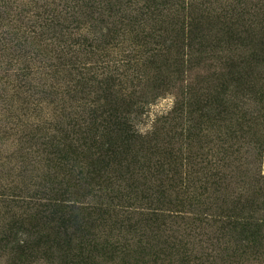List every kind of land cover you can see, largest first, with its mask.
Segmentation results:
<instances>
[{
  "label": "trees",
  "instance_id": "16d2710c",
  "mask_svg": "<svg viewBox=\"0 0 264 264\" xmlns=\"http://www.w3.org/2000/svg\"><path fill=\"white\" fill-rule=\"evenodd\" d=\"M212 1L19 0L13 7L15 0H0V243L7 260L25 264L61 248L70 264L98 255L126 264H261L264 80L234 68L264 65V56L206 53L225 50L222 43L234 49L233 40L206 39L211 22L239 36L232 18L241 12H217ZM149 64L150 78L143 72ZM151 84L168 85L175 105L141 130L134 116L150 100L139 92ZM238 86L258 111L237 113L231 144L221 140L236 176L219 159L205 178L194 166L207 155L197 144L201 124L227 114ZM176 133L184 141L175 142ZM213 195L215 207L207 202ZM203 218L217 221L220 234L204 237ZM186 219L195 229L187 230Z\"/></svg>",
  "mask_w": 264,
  "mask_h": 264
},
{
  "label": "rangeland",
  "instance_id": "374dc122",
  "mask_svg": "<svg viewBox=\"0 0 264 264\" xmlns=\"http://www.w3.org/2000/svg\"><path fill=\"white\" fill-rule=\"evenodd\" d=\"M39 4L44 3V0H37ZM19 2V0H15V2L12 4L13 7L16 6V4ZM208 4V3H207ZM209 5V4H208ZM215 5L219 12L221 10V7L225 10H229L230 7L233 8L235 7L236 9L232 10H238L236 11L241 12V14L234 16L232 18V22L236 23L234 25V29L236 32L239 34V36L235 35V37H227L225 33L218 32L217 25L214 23L212 24L211 21L212 19H209V22H211L209 30H207L206 33V39L209 40H216L220 39L221 42L225 40H233L232 45L234 49H226L224 43L220 45L225 50L222 49H207L206 53L209 55H221V54H226L227 56H235V57H253L256 56L257 54H261V56H264V51L259 49L257 47L256 43L261 44V40H264V31L262 30V25L264 24V0H213L212 1V6ZM213 7L216 10V7ZM215 17L214 14L211 16V18ZM243 24V25H240ZM223 28H228V24L224 23ZM239 42L241 45H238L234 42ZM256 42V43H255ZM252 45L254 47H252ZM259 49V50H255ZM162 60L157 61L155 64H162ZM152 64V65H155ZM235 72H240V73H249L253 71V77L259 76L258 81H263L264 80V65H259V66H251V65H239L234 68ZM144 74H149V78L155 75V72L152 68H150V64L144 67ZM212 72V69H211ZM210 72V73H211ZM163 73V72H162ZM226 76V74H224ZM252 76H250L252 78ZM195 75H192V79H194ZM153 79H150L149 81H152ZM247 79L244 81L246 82ZM215 82H211L209 85L211 87H215L217 84ZM158 84V82H157ZM155 84H151L149 86H145L139 94L145 92L143 95L146 100H150L148 104L145 105L143 110L139 112L138 115L134 116V121L137 126V128H140L141 130H146L149 129L153 124V121H155L156 118L162 119V116L167 114V112L171 111L175 105V92L174 94L170 90H166L165 88H168V85H163L162 87H155ZM231 87V86H230ZM154 90L157 91L160 95L154 96ZM234 92H232V97L231 93L228 95L230 97V103H233L234 105H227L225 107L227 109V114L222 113V114H215L211 115V117H206L202 124H201V131H200V137L197 140V144H201V149L205 155H203V162L197 165H194L196 167H199L204 171V176L205 178L207 177V174L210 171L216 172L214 168H217L214 164V162L218 161L220 159V162L224 166H222V170L224 173H227L229 176H231L233 179L236 176L237 169L232 166V167H227V163H229V160H226L225 155L222 154L221 148L223 146V143H221V140L227 139L229 143L231 144V137L230 133L233 130H236V119L237 118V113L242 114L244 110H252L254 112L258 111V103L255 101V98L250 96L248 93V90L245 89L243 90L241 86H238L236 89H233ZM239 91V92H238ZM229 101V100H228ZM253 116H257V113L252 114ZM235 120V121H234ZM179 120L173 121L169 127L177 125ZM180 122V121H179ZM228 130H227V128ZM176 129V128H175ZM174 128L171 131V134L169 137L173 134H175ZM228 132V135L226 137V133ZM232 134V133H231ZM178 133H176L175 137H172V139L179 143L184 141L185 138L179 137ZM235 142L233 148H238L237 142L233 139ZM9 144H6L5 147H8ZM192 148V147H191ZM202 161V160H201ZM196 164V163H195ZM218 164V163H217ZM236 169V170H235ZM236 171V172H235ZM207 172V173H206ZM214 196V195H213ZM215 198V199H213ZM219 198L217 197H212L208 198L207 202H210L213 206L219 203ZM203 206V205H202ZM213 206L212 209H213ZM209 208L208 206H205ZM215 207V206H214ZM262 210H264L262 208ZM2 211V210H1ZM261 214H264L263 211L260 210ZM210 219V218H209ZM209 219H204L203 218V223H206L209 225V227H206L205 230L202 229L203 232L201 237H206L210 238L211 236H216L217 233L220 234L218 230V224L217 221L215 223L212 220ZM187 222V230H190L191 227L195 229L196 224H192L191 219H186ZM186 230V229H183ZM232 237V236H231ZM234 238V237H232ZM229 246H232L229 245ZM264 246V244H263ZM4 244L0 243V264H20L18 262H10L11 260H7V257L5 254L1 255L2 250H3ZM74 247H77V244L75 243ZM61 248H57L54 251V256L52 253L50 256H44L45 252L40 253L39 256H36L33 258L32 262H25V264H70V262L66 259L61 258V255L63 254ZM79 253V250H78ZM53 256V257H52ZM258 261L264 263V256L259 257ZM127 260H123L120 257H112V255H98L90 261H84L83 263L80 261V264H126ZM77 264V263H75ZM79 264V263H78Z\"/></svg>",
  "mask_w": 264,
  "mask_h": 264
}]
</instances>
